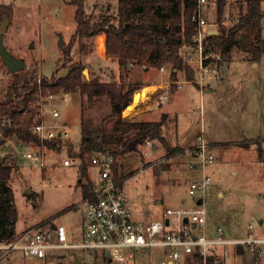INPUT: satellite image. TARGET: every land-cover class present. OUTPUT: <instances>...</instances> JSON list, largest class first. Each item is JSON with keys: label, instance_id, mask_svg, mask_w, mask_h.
Returning <instances> with one entry per match:
<instances>
[{"label": "rangeland", "instance_id": "374dc122", "mask_svg": "<svg viewBox=\"0 0 264 264\" xmlns=\"http://www.w3.org/2000/svg\"><path fill=\"white\" fill-rule=\"evenodd\" d=\"M71 2L0 0V6H9L12 10L10 24L4 32V44L14 56L25 60L26 68H36L39 76H51L64 50H73L74 60L85 62L84 70L89 71L87 78L91 77L89 66H92L102 80L124 78L127 84L137 88L136 91L152 85L153 81L171 79V76L161 77V68L133 65L128 70L118 69L117 58L108 56L107 51L105 57V37L101 34L88 40L84 51L79 52L78 40H72L77 22L76 6ZM241 2L246 5L247 0H226L224 24H230L232 17L237 15ZM84 4L86 13L95 16L102 12L114 13L118 5L117 0H84ZM206 15L209 20L216 21L214 4ZM4 16L0 8V26ZM61 34L65 41L62 45ZM64 60L60 63L64 64ZM258 62L259 65L254 66L246 52L232 50L222 78L210 80L223 84L220 83L216 92L205 93L202 97L203 120L199 89L193 83L187 84L192 91L179 107V111L186 114L182 131L190 129L191 135L201 134L207 140H215L210 148L214 159L204 169L200 158L193 153L169 151L158 139L156 147L141 144L120 160L119 172L126 175L124 187L130 207L147 222L159 218L168 207L194 206L200 194L192 196L189 193L190 183L203 174L209 175L211 182L204 196L207 235L213 240L220 238L221 242L215 243L212 251L227 264H264V255L254 254L246 242L264 238V163L259 159V146L264 149V53ZM164 66L170 68L172 64ZM64 72L66 68L60 74ZM179 75L186 76V73L180 71ZM11 78L12 73L0 56V102ZM62 95L46 97L48 101L41 106V116L52 126L66 124L70 135L63 138L73 144L76 154L82 138L81 117L92 120L93 126L104 124V117L111 109L110 99L103 97L89 104L85 100L82 102L79 94H69L66 99H62ZM144 100L135 110L123 114L124 117L130 118L144 108ZM54 108L59 110V116L53 115ZM167 109L168 105H164L160 113ZM174 117H170L163 129L169 139L177 133ZM105 125L111 127L112 121L106 120ZM169 139L166 137L167 143ZM43 150L39 158L28 157L25 143L16 138L7 139L0 147L3 160L9 156L7 161L17 165L11 179L19 211L17 231L23 232L43 222L51 231L57 221L63 220L68 224L70 246L50 247L45 260L16 253L11 257L13 264H72L75 257L82 264H108L104 250L89 253L79 245L85 210L83 189L77 185L82 161L65 165L64 160L71 158L66 145L61 149L44 147ZM146 151L151 152L150 155ZM194 164H198L195 174L191 172ZM88 177L94 185L100 182L99 169L90 162ZM27 188H31V193ZM51 233L50 239L55 242L54 232ZM239 245H243V253L238 252ZM168 259L164 246L153 245L136 254L135 264H168L163 263ZM173 260L176 264H203L185 255Z\"/></svg>", "mask_w": 264, "mask_h": 264}, {"label": "trees", "instance_id": "16d2710c", "mask_svg": "<svg viewBox=\"0 0 264 264\" xmlns=\"http://www.w3.org/2000/svg\"><path fill=\"white\" fill-rule=\"evenodd\" d=\"M196 2L117 0L116 12H102L95 16L86 13L84 0H72L71 3L76 6L77 22L72 40H78L79 52H82L88 40L106 34L107 54L117 58L121 69L128 70L133 65H142L146 69L161 68L171 63L173 82L178 79L180 71L186 73L187 79H194L195 69L184 61L179 48L184 44L196 46V22L193 18ZM225 5L226 0H218V32L205 36L204 52L220 51L230 58L232 50L237 48L246 52L251 61L258 62L264 53V0H247L246 5L241 2L237 15L232 17L228 25L223 23ZM0 8L4 15L11 16L9 6L1 5ZM72 51L64 50L51 76H39L37 69L31 67L12 73L4 99L0 102V147L9 138L24 143H41L35 125L42 120L41 106L49 95L79 94L82 102L85 100L89 104H93L96 99L109 97L111 109L104 117V124L93 126L92 120L81 117L82 138L76 154L73 144L61 136L44 141L48 148L53 149H61L66 145L70 155L81 158L83 164L79 168L77 185L82 186L85 199L93 193L95 187L88 177L91 157L99 152L113 154L115 175L124 180L126 175L119 172L120 160L130 151L137 150L147 139L167 143L163 134L167 114H163L157 121L124 117L123 111L133 100L137 88L131 83L127 84L124 78L102 80L92 66H89L91 77L87 78L84 73L85 62L75 61ZM63 58L64 64H61ZM63 68H66V72L60 74ZM106 120L112 121L111 127L105 125ZM8 157L0 160V241H10L18 233L19 211L11 184L13 170L17 165L8 162ZM259 159L264 163L262 146H259ZM193 258L202 259L199 253H195ZM208 264L222 263L215 261L212 256L208 258Z\"/></svg>", "mask_w": 264, "mask_h": 264}, {"label": "built area", "instance_id": "2783aa9c", "mask_svg": "<svg viewBox=\"0 0 264 264\" xmlns=\"http://www.w3.org/2000/svg\"><path fill=\"white\" fill-rule=\"evenodd\" d=\"M212 4L217 12L218 0H197L193 14L196 22L194 35L196 46L184 44L179 48V54L184 61L196 71L194 82L199 86L201 104L207 83L210 80L221 78L222 67L230 59L220 51L204 52L205 36L208 33L218 32L216 27L218 18L214 22L206 15ZM161 69L164 70L165 67ZM63 94L62 99H66L69 95V93ZM49 97L52 98L54 95H49ZM166 97V95L162 96L163 99ZM52 113L54 116L60 115L59 110L55 108ZM35 131L41 143H25L28 157L42 156L43 148L47 147L45 140L70 135L66 124L52 126L44 119L35 125ZM145 143L151 147L157 146L154 139H147ZM210 148L211 145L200 135L195 144L186 151L200 158L204 169L205 165L214 159ZM81 161L78 155H71L70 159L64 160V164H78ZM89 162L99 169L100 182L95 185L93 193L83 199L85 210L81 219L82 242L79 244L83 249L89 253L104 250L108 264H135L136 254L143 248L153 245L164 246L169 259L163 263H168L183 255L193 257L195 253H199L203 264H208V258L212 256L215 261L227 264L212 251L213 245L221 242L220 238L213 240L207 235L204 196L211 182L209 175L203 174L190 183L189 193L192 196L200 194L194 206L168 207L163 213V218L143 223L135 220L134 211L126 197L124 180L115 175L114 155L99 152L94 154ZM200 198L203 201L199 204ZM52 231L55 235V242L50 239ZM246 242L254 254L264 255V238L250 239ZM54 246H70L68 224L63 220L57 221L51 231L43 222L17 233L10 241H0V264H13L11 257L16 253L45 260L48 256V249Z\"/></svg>", "mask_w": 264, "mask_h": 264}, {"label": "crops", "instance_id": "0c3cea01", "mask_svg": "<svg viewBox=\"0 0 264 264\" xmlns=\"http://www.w3.org/2000/svg\"><path fill=\"white\" fill-rule=\"evenodd\" d=\"M100 36L105 37V43H106L105 34H101ZM105 46H106V44H105ZM106 56H107V54H106V50H105V57ZM251 62L254 66L259 65V62H255V61H251ZM115 64L118 67V69H120L118 60H115ZM228 66H229L228 62L223 65L222 73L224 72V70ZM164 67H165L164 70L161 69L162 70L161 77L170 78L171 73H172V67H170V68H168L166 66H164ZM195 77H196V71H195ZM221 78H222V76H221ZM189 83H193L199 89V86H198V84H196L194 82V79H187L186 76H181L179 74H178V79L174 82L171 79H169V81H164V80L153 81L151 84L156 87V92L153 95H150L149 98L145 99L144 100V101H146V102H144L145 107L140 109V110H137L135 112V114L132 116V117H140L141 119L153 120V121L160 120L163 114H167V121L170 119V117L175 116L174 118H176V132H177L176 135L174 137H172L171 139H169L167 134L164 133V136H166L169 139V143H164L163 146L169 151H172L170 148H174V149L178 150L179 152H187L186 150L191 148L195 144L197 138L201 135V134L191 135L190 129L184 128V132L182 131V127H184V125H185L183 123V120L186 118V114L180 112L179 107L181 105V101L186 100L190 97L192 88L187 85ZM220 83L223 84L222 82H218V81L216 83H211L209 81L205 87L204 94L205 93L210 94L212 92H216L218 90V88L221 86ZM162 85L164 86V88H159ZM164 95L167 96L165 99L162 98V96H164ZM161 99L163 100L162 102L160 101ZM164 105H168V109H167V111H163L162 113H160V111ZM200 106H202V104ZM201 111H202V112H200L201 113V119L203 120V113H204L203 107L201 108ZM142 116H145V118ZM146 117H148V118H146ZM167 121H166L163 129L166 128ZM205 140L211 146L214 145L215 140L214 141L211 139L207 140V138H205ZM247 140H249V139H247ZM242 142H243V140H242ZM150 153L151 152L146 151L147 155H150ZM197 166H198V164H194V166H192L193 169H191V172L193 174H195ZM161 203H162V201L160 200L159 204H161ZM164 211H165V209L160 213L161 214L160 217L155 218V219L163 218ZM134 218H135V220L141 221L143 223L147 222V221H144V219L142 220L141 217H138L136 215L135 211H134ZM152 220H154V219H152ZM17 232L19 233L22 231H17ZM186 257H189V256H186ZM168 264H176V263L174 262V260H170L168 262Z\"/></svg>", "mask_w": 264, "mask_h": 264}, {"label": "water", "instance_id": "95a60500", "mask_svg": "<svg viewBox=\"0 0 264 264\" xmlns=\"http://www.w3.org/2000/svg\"><path fill=\"white\" fill-rule=\"evenodd\" d=\"M9 24H10V17L9 15H5L2 24L0 26V56L3 62L5 63V65L7 66L8 70L11 73H15L24 70L27 67V65L24 59L14 56L4 44V32L7 30ZM64 43L65 41L63 40V36L61 34V45ZM88 72H89L88 69L84 70L85 75H88ZM153 90H154V85H150L146 88L137 90L133 95V100L131 101V103H129L124 109L123 114L135 110L139 106L142 100L149 98ZM129 147L130 149H132V144H130ZM0 160H3V156H0ZM26 191L28 193H31V188H27ZM202 201L203 199L200 198L198 200V203L200 204L202 203ZM238 252L239 253L244 252L243 245L238 246ZM75 263L82 264V262L79 260L78 257H75Z\"/></svg>", "mask_w": 264, "mask_h": 264}, {"label": "bare ground", "instance_id": "6f19581e", "mask_svg": "<svg viewBox=\"0 0 264 264\" xmlns=\"http://www.w3.org/2000/svg\"><path fill=\"white\" fill-rule=\"evenodd\" d=\"M156 92V87L154 86V90L152 91V93L154 94Z\"/></svg>", "mask_w": 264, "mask_h": 264}]
</instances>
